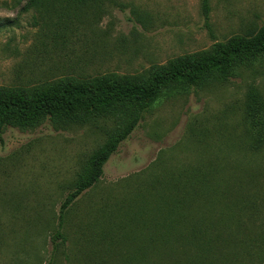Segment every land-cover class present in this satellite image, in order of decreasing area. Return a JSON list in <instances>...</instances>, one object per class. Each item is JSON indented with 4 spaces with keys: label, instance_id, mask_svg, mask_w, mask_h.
I'll list each match as a JSON object with an SVG mask.
<instances>
[{
    "label": "rangeland",
    "instance_id": "obj_1",
    "mask_svg": "<svg viewBox=\"0 0 264 264\" xmlns=\"http://www.w3.org/2000/svg\"><path fill=\"white\" fill-rule=\"evenodd\" d=\"M30 1L0 0V88L146 75L264 26V0H209L208 20L202 0H115L59 33ZM254 89L264 102V58L161 98L63 221L62 203L117 120L6 128L0 264H263L264 125L250 114ZM154 221L167 230L159 244Z\"/></svg>",
    "mask_w": 264,
    "mask_h": 264
},
{
    "label": "trees",
    "instance_id": "obj_2",
    "mask_svg": "<svg viewBox=\"0 0 264 264\" xmlns=\"http://www.w3.org/2000/svg\"><path fill=\"white\" fill-rule=\"evenodd\" d=\"M114 1L31 0L30 5L51 24L54 23L51 30L56 27L60 33L79 28L75 26L85 18L83 13L94 11L100 16ZM202 6L208 20L209 0H202ZM263 58L264 26L251 34L217 43L212 53L180 57L172 60L167 67L146 75L121 77L109 74L90 80L60 79L32 90L0 88V141L8 127L26 130L48 121L58 128H66L71 123L91 125L101 119L117 120V127L90 156L87 168L62 203L60 220L63 221L65 212L100 181L112 155L139 126L144 114L161 98L188 87L200 88L227 81L238 75L240 69ZM249 99L253 121L257 127H263L264 102L255 89L250 92ZM161 209L158 206V210ZM161 223L154 221V242L157 244L167 231L165 223ZM161 228H164L163 231ZM167 236L169 240V234ZM170 245L169 241L168 248L173 250V245Z\"/></svg>",
    "mask_w": 264,
    "mask_h": 264
}]
</instances>
